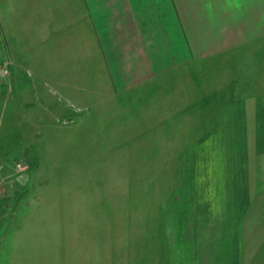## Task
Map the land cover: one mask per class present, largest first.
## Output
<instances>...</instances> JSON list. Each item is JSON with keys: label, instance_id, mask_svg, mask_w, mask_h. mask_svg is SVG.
Masks as SVG:
<instances>
[{"label": "crops", "instance_id": "crops-1", "mask_svg": "<svg viewBox=\"0 0 264 264\" xmlns=\"http://www.w3.org/2000/svg\"><path fill=\"white\" fill-rule=\"evenodd\" d=\"M0 37V63L11 67L0 82V129L6 128L8 139H38V124L68 114L64 101L99 105L126 97L131 105L121 108L134 112V122L146 109L162 116L163 130H186L185 144L195 145L197 175L206 143L237 140V113L244 124L239 139L262 138L264 157V0H0ZM235 58L233 75L225 63ZM123 123L124 133L133 132ZM197 128L199 133L188 132ZM1 164L2 201L18 170L16 163ZM246 174L250 184V165ZM232 182L238 188L237 176ZM196 189L193 264H217L213 259L220 254L218 264H264V258H243L250 246L236 245L234 253L243 255L232 261L228 245H215L228 240L227 228L220 218L214 231L207 185L205 200L203 187ZM261 250L264 243L255 245L256 253ZM13 262L7 263L39 264Z\"/></svg>", "mask_w": 264, "mask_h": 264}, {"label": "rangeland", "instance_id": "rangeland-1", "mask_svg": "<svg viewBox=\"0 0 264 264\" xmlns=\"http://www.w3.org/2000/svg\"><path fill=\"white\" fill-rule=\"evenodd\" d=\"M225 64L238 73L237 58ZM122 100L64 101L68 114L38 124L36 140L8 139L6 128L0 129V150L9 146L0 167L16 163L18 170L13 190L0 200V263L193 264L197 185H207L214 231L220 218L227 228L228 240H214L215 245H228L232 261L241 254L234 253L236 245L250 246L245 260L264 258V250L254 251L264 243L263 139H239L244 124L237 109L232 125L237 140L206 143L197 175L195 145L185 144L186 130H163L162 116L146 109L134 122V112L122 109L130 99ZM121 120L133 132L124 133ZM222 257L213 260L222 263Z\"/></svg>", "mask_w": 264, "mask_h": 264}, {"label": "built area", "instance_id": "built-area-1", "mask_svg": "<svg viewBox=\"0 0 264 264\" xmlns=\"http://www.w3.org/2000/svg\"><path fill=\"white\" fill-rule=\"evenodd\" d=\"M11 67L9 63H0V82L7 79L10 75Z\"/></svg>", "mask_w": 264, "mask_h": 264}]
</instances>
